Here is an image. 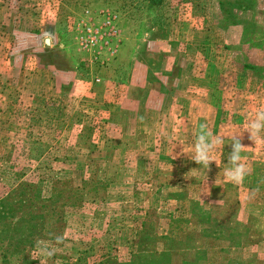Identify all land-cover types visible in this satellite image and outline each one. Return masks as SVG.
Here are the masks:
<instances>
[{
  "label": "rangeland",
  "instance_id": "obj_1",
  "mask_svg": "<svg viewBox=\"0 0 264 264\" xmlns=\"http://www.w3.org/2000/svg\"><path fill=\"white\" fill-rule=\"evenodd\" d=\"M102 11L97 66L76 25ZM260 109L264 0H0V264H264ZM205 124L220 167L192 160Z\"/></svg>",
  "mask_w": 264,
  "mask_h": 264
},
{
  "label": "clouds",
  "instance_id": "obj_2",
  "mask_svg": "<svg viewBox=\"0 0 264 264\" xmlns=\"http://www.w3.org/2000/svg\"><path fill=\"white\" fill-rule=\"evenodd\" d=\"M245 130L250 133L249 138L254 141L255 145L264 142V137L261 136L264 133V109L256 111L254 118H251L247 122ZM220 144H222V140L214 136L206 124L201 125L195 135L194 156L192 160L198 165L202 164L205 168H209L212 162H215L220 167L219 162L212 155L214 148ZM231 146L232 150L227 156L228 166L223 169V173L226 182L239 184L249 171L241 156V153L248 146H245L238 136L232 137ZM47 255L51 256L53 252H48Z\"/></svg>",
  "mask_w": 264,
  "mask_h": 264
},
{
  "label": "built area",
  "instance_id": "obj_3",
  "mask_svg": "<svg viewBox=\"0 0 264 264\" xmlns=\"http://www.w3.org/2000/svg\"><path fill=\"white\" fill-rule=\"evenodd\" d=\"M79 49L92 55L97 66H106L117 57L121 44L118 15L102 11L80 20L76 25ZM101 79L96 78L99 83Z\"/></svg>",
  "mask_w": 264,
  "mask_h": 264
},
{
  "label": "trees",
  "instance_id": "obj_4",
  "mask_svg": "<svg viewBox=\"0 0 264 264\" xmlns=\"http://www.w3.org/2000/svg\"><path fill=\"white\" fill-rule=\"evenodd\" d=\"M152 3H160L162 0H150Z\"/></svg>",
  "mask_w": 264,
  "mask_h": 264
}]
</instances>
